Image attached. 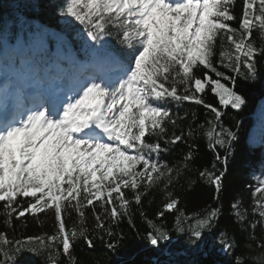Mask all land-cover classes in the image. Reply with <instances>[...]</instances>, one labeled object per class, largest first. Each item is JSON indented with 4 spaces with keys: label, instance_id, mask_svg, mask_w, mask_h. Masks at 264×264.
<instances>
[{
    "label": "snow or ice",
    "instance_id": "1",
    "mask_svg": "<svg viewBox=\"0 0 264 264\" xmlns=\"http://www.w3.org/2000/svg\"><path fill=\"white\" fill-rule=\"evenodd\" d=\"M236 3L16 0L28 36L14 33L0 53V72L16 77L0 87V264H78L76 246L97 241L106 264H128L134 244L165 257L157 264H188L184 254L264 264V135H245L248 98L238 88L264 70V0H241L239 16ZM9 19L15 27L19 16ZM53 21L71 30L83 60L63 32L49 31ZM50 60L66 82L59 92L38 75ZM256 119L264 128V107ZM245 142L260 156L250 204H229L241 241L220 221L224 179ZM179 146L177 159L165 158ZM181 181L189 192L211 188L210 201L186 210ZM157 193L149 215L145 200ZM28 217L53 228L27 234Z\"/></svg>",
    "mask_w": 264,
    "mask_h": 264
},
{
    "label": "trees",
    "instance_id": "2",
    "mask_svg": "<svg viewBox=\"0 0 264 264\" xmlns=\"http://www.w3.org/2000/svg\"><path fill=\"white\" fill-rule=\"evenodd\" d=\"M16 0H0V38H5L13 41L15 39L14 33L19 32L24 35L27 39L28 30L27 24L25 23V16L14 13ZM43 4H47L48 0H42ZM241 10V0H237L235 11L237 16H239ZM15 14L19 16V20L15 27L13 22L9 19V16ZM41 16L39 19H44ZM6 22V24H5ZM32 23L38 22V20L31 21ZM238 26V23L234 24ZM50 32H63L66 38L71 41V47L75 49L81 58H84L79 51V44L77 41L72 39V32L70 29L63 27V22H51L49 27ZM48 43L53 46L55 45V40L49 39ZM238 88L245 93L248 98V106L243 113V129L245 135L249 133L260 137L264 135V128L261 127L260 123L256 119V115L261 107H264V70H262L261 78L255 83L239 82ZM206 99L210 100L212 97L206 96ZM185 107H192L200 114V118L203 119V108H198L194 105H185ZM227 119V118H226ZM201 143V155L205 156V159L210 160V154L205 155V150L203 148V142ZM183 146L177 147L174 152L165 157L169 161L177 159L180 155V149ZM260 156V149H251L245 142L237 146V153L234 162L229 165L228 175L224 179V191L222 193L223 203H224V215L221 217L220 226L221 228L227 229L230 234L235 233L238 240H243V237L239 230V225L233 223L232 219L228 215L229 204L233 198L240 197L243 199L245 205L250 204V190L246 187L253 182L252 171L253 167H257L258 170V160ZM181 186H177L176 191L182 197V207L186 210H192L194 207L200 206L205 202L210 201L213 190L207 186L200 185L196 187L195 192H189L186 183L181 181ZM152 197H149L151 199ZM162 197L159 193L155 194V202L152 205L147 203L145 200V211L151 215L156 208L159 206ZM0 217V221H2ZM171 220V217H169ZM91 223V221H90ZM137 226L143 230L145 227L143 223L137 218ZM125 231L128 230L126 223L120 225ZM3 228L2 222H0V229ZM53 228L52 221H48L43 229L39 224H37L31 217L27 219V226L21 229L27 234L38 233L42 230L51 231ZM257 235H260L259 229L257 230ZM75 256L77 257L78 264H106L107 256L104 246L97 241L96 247L94 249H89L87 246L80 243L76 246ZM30 255V254H26ZM31 259L39 264L36 257L30 256ZM178 259L182 261H187L188 264H220L223 259V254L217 255H197V254H184ZM128 261V264H157L158 261L165 259L161 257L158 253L146 249L139 244H134L129 248L128 253L124 257Z\"/></svg>",
    "mask_w": 264,
    "mask_h": 264
},
{
    "label": "rangeland",
    "instance_id": "3",
    "mask_svg": "<svg viewBox=\"0 0 264 264\" xmlns=\"http://www.w3.org/2000/svg\"><path fill=\"white\" fill-rule=\"evenodd\" d=\"M255 136H257V133L255 134Z\"/></svg>",
    "mask_w": 264,
    "mask_h": 264
}]
</instances>
